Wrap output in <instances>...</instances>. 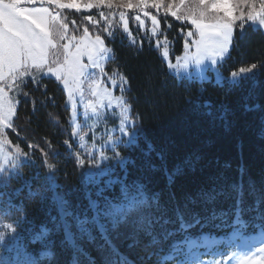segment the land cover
<instances>
[{
	"label": "snow or ice",
	"instance_id": "obj_1",
	"mask_svg": "<svg viewBox=\"0 0 264 264\" xmlns=\"http://www.w3.org/2000/svg\"><path fill=\"white\" fill-rule=\"evenodd\" d=\"M92 9L99 10V19L89 15L83 17V20L98 31L101 30L103 21L102 31L106 33V37L93 34L87 26L82 27L79 36L70 35L64 10L79 13L90 12ZM149 9H154L157 14L163 9L165 17L171 16L175 21L193 26L195 31L186 32V55L178 58L175 64L169 61L168 67L187 71L190 65H194L201 82L209 79L205 73L215 71L218 63L229 52L237 30L242 37L246 26L256 25L264 29V0H191V3H187V0H169L167 3L165 0H0V181L7 183L19 176V168L23 166L22 158L29 159V154L18 145L13 146L8 137L9 130L15 131L13 118L17 115L19 103L9 93L28 98L30 94L25 90L28 83L40 87L43 80L54 78L63 85L67 92V103L72 109V119L69 121L71 136L78 137V147L89 157L95 145L93 141V148L86 147L87 132L82 134V125L77 123L75 99L76 95L83 97V85L86 81H91L89 88L96 100H89L84 104L85 112L90 111L92 117L99 119L102 115L99 110L105 108V102L108 107L119 108V132L123 136L129 135L126 125L135 121L129 116L130 105L123 95V85L127 84V79L120 77L121 95L113 96L109 88L102 86L104 81L89 70L98 69L103 76H108L104 62L111 59L108 53L112 50L106 46V39H114L113 29L121 25L123 33L132 36L129 12L134 14L131 18L138 22L141 29L145 27L142 17H146L151 21L152 35L160 33L161 21ZM117 14L119 23L115 21ZM70 23L75 30L82 26L75 20ZM167 26L171 27L170 24ZM167 43L165 38V59L169 55ZM193 47L195 52L189 53V49ZM85 57L87 63L84 62ZM258 67L264 65L253 63L241 67L238 71L231 72L227 79L217 72L216 86H226L230 91L240 88L246 81L255 78ZM182 79L192 80L194 77L189 73ZM109 80L113 87L117 85L115 78L109 77ZM43 86L46 88V85ZM203 107L207 110V115L213 114L210 104ZM219 118L226 121V111ZM118 140L119 138L108 136L106 143L114 150L118 146ZM64 143L71 148L67 140ZM119 143L125 147L133 145L136 143L135 135L127 141L119 140ZM28 148L35 149L37 145L29 144ZM40 151L48 172L54 173V165L47 163L49 152L43 149ZM74 155L78 166L83 168L85 158L79 152ZM114 157L120 159L122 168L129 162L115 151ZM99 159L107 160L109 157L101 151ZM92 160L95 167L99 168L94 157ZM180 171L178 168L177 172ZM102 175L105 173L85 174V184L97 189V198L93 199L89 191L86 195L88 205L83 210L79 205L73 204L70 193L62 189L54 175L47 176L41 185L44 199L55 212L50 217L52 228H43L41 236L46 238L51 232L62 234V243L72 252V264H79V256L87 255L83 242L95 243L96 233L119 258L113 260L112 264H131L111 243L109 233L121 232L126 233L132 242L129 247L140 242L152 245L166 243L167 250L161 249L164 255L158 264H171L173 260H178V264H264V247L260 246L264 244V191L257 189L255 185L250 184L247 192V196L253 199L252 204L247 203L241 180L239 184L228 186L227 190L224 186L218 188L215 185L207 190L201 188L196 192V198L191 194L186 196L183 207L175 202L173 195L171 200L174 207L169 209L160 202V194L149 193L143 183L107 180L101 185L95 177ZM169 182H172L171 176ZM114 183L120 185L119 196L112 198L104 195L106 191L113 190ZM221 196L231 198L234 203L228 209L218 211L215 204ZM198 200L205 205L204 216L189 209V204L195 205ZM208 205H212L211 209ZM17 223H8L3 227L15 233L14 225ZM209 225L217 230H230L233 240L228 246L218 244L214 233L203 231ZM197 228L199 231L194 233L193 229Z\"/></svg>",
	"mask_w": 264,
	"mask_h": 264
},
{
	"label": "trees",
	"instance_id": "obj_2",
	"mask_svg": "<svg viewBox=\"0 0 264 264\" xmlns=\"http://www.w3.org/2000/svg\"><path fill=\"white\" fill-rule=\"evenodd\" d=\"M66 14L75 35L81 34L83 26L93 34L104 35L103 26L98 31L83 20L97 13ZM72 20L82 25L79 30L73 28ZM168 21L172 26L168 37L174 42V54H180L184 38L179 28L186 27ZM106 42L113 50L106 70L127 79L125 98L141 130L137 144L123 149L129 162L125 171L121 170L119 181L143 183L149 193H159L160 202L172 209L173 195L175 202L183 207L186 196L191 194L196 198L201 188L207 190L215 185L227 190L228 186L242 180L247 203L252 204V197L247 196L249 185L264 191V67H258L254 79L230 91L226 86H216L213 81L179 80L168 71L152 44L144 42L141 47L132 46L120 31ZM253 63L264 65V32L246 27L242 37L239 30L236 31L230 55L220 68L229 76ZM25 90L30 95L20 97L13 121L15 131H9V139L27 152L31 161L23 164L19 168L20 175L0 189V228L18 222L14 225L15 235L28 254L21 264H72V252L62 243V234L51 232L46 238L41 236L43 228H52L50 217L55 215L43 197L41 185L47 176L54 175L81 210L87 208V193L90 191L96 199L97 189L86 186L84 169L76 162L70 112L60 84L54 79H45L40 87L28 83ZM205 104L211 105V116L206 114ZM225 111L226 121L219 118ZM66 140L72 149L64 143ZM29 144L37 148L30 149ZM41 149L49 152L47 163L54 165V173L48 172ZM119 189L120 185L114 183L113 190L104 195L116 198ZM233 203L231 198L221 196L215 207L219 211ZM203 207L199 200L195 205L189 204V209L201 216L205 215ZM207 207L211 209L212 205ZM198 231L199 228L193 229L194 233ZM203 231L214 233L218 244L233 240L227 229L217 230L209 225ZM95 235V243L83 242L87 255L79 256V264H112L113 260H118L99 234ZM109 235L111 243L131 264H158L164 255L161 249L166 251L168 247L166 243L146 242L129 247L132 242L126 233ZM2 249L0 245V264H17L12 259H3ZM171 264H178V260Z\"/></svg>",
	"mask_w": 264,
	"mask_h": 264
},
{
	"label": "rangeland",
	"instance_id": "obj_3",
	"mask_svg": "<svg viewBox=\"0 0 264 264\" xmlns=\"http://www.w3.org/2000/svg\"><path fill=\"white\" fill-rule=\"evenodd\" d=\"M165 2L167 3L169 1L165 0ZM177 2H178V0H177ZM187 3H191V0H187ZM103 11L108 12L107 9H103ZM149 11L152 14H157L154 9H149ZM66 12H75V11L74 10H64L63 15L68 19ZM98 12H99V10L92 9L90 12L81 11L79 13H84V14L97 13V14L92 15V16H94V18H96V19H99ZM133 15L134 14L131 12L128 13L129 29L132 32V36L129 37L127 34L123 33L122 25L119 28L113 29L114 35L116 34L117 31H120L121 34L123 35V37L132 46L141 47L144 42L152 44V47L158 51L159 55L161 56V58L165 62L166 66L168 68V71L174 77L178 78L179 80H187V79H182V77H184L190 73L193 75L194 79L187 80V81H197V82L202 83L197 77L198 69L194 65H190L189 68L187 69V71H184L182 69H173V68L168 67L169 61L171 63L175 64L176 60L178 58L186 55L184 46H183V51L180 54H176V55L174 54V42L168 37L170 29L172 27L171 26L169 28L167 26L168 24L171 25V23L168 21V19L170 21L176 22V23L181 24V25L186 27V28H184V27L179 28L180 34L184 38V41H185V39H187L186 32L188 30L195 31L193 26L175 21L171 16L165 17L163 14V9H161V12L159 14H157L158 19H160V21H161L160 33H158L157 36H153L151 33V27H152L151 21L148 20L146 17H142V19L145 20V27L143 29H141L138 25V22H136L134 19L131 18ZM115 21H116V23H119L118 14L115 17ZM164 22H165V26H164ZM103 25H104V22L101 21V27ZM251 28H253L255 30H262L264 32V29L258 28L256 25H252ZM69 34L70 35L74 34L72 31V27L70 25H69ZM102 37H106V33H104V35H102ZM165 38L167 39V42H168L167 43V50H168L169 55H168L167 59H165V57L163 55L164 48H165V44H164ZM233 39H234V37H233ZM106 46L112 50V48L110 46H108L107 42H106ZM232 47H233V44L230 46L229 52L225 55L224 59L218 63V65L215 68V71H208L205 73V75H207L209 77V79L204 81V82H208V81L215 82V76H216L217 72L220 75H222L224 78H226V79L229 78L230 75L225 76L223 74L220 66L229 57L230 52L232 50ZM192 52H195L194 47L189 49V53H192ZM108 56L111 57V59L113 58V50L108 53ZM111 59H108L104 62V69L106 72H107L106 66ZM84 62L87 63L86 57L84 58ZM207 63L208 62L206 61L205 64L207 65ZM89 71L95 72L96 76L104 81L102 86L109 88V90L112 91L113 96L121 95V92H120V87H121L120 77L121 76L116 75V74H109L108 72H107L108 76H103L99 72L98 69H90ZM257 71H258V69L256 70V72ZM249 75H251V74H249ZM109 77H113L117 80V85L115 87H113L111 85ZM49 79H54V78H49ZM90 83H91L90 80L86 81L84 83V85H83V97H81L80 95L75 96V99L77 102L76 112H77V123H81V125H82V134H83V132H87L86 147L93 148V141H94L95 146H94L93 151L91 153V157H89L87 154H85L83 152V150H81L78 147V143H79L78 137H76V138L72 137L73 145L76 148L75 153H78V152L81 153L82 158H85V160H86L85 166L83 167L84 179H86L85 174L88 172H94V173L95 172H103V173H105V175L97 176V177H95V179L99 180L100 182H105L107 180L117 181V180H120L121 170L125 171V168L121 167L120 159L118 157H114V151L118 152L120 154V157H124L128 160V155L123 152V149L127 148V147H125L124 144H120L119 140L127 141L130 139H133V135H135L136 143L128 146V148H131L137 144L138 138L141 135V130L139 128L138 122L133 118L131 110L129 112V116L132 120L135 121V123H129L128 125H126V131L129 132L128 136H123L119 132V124H120V117H119L120 109L119 108H117L115 106L108 107L107 103L105 102V105H106L105 108L99 110L102 113V115L100 116L99 119L92 117V114L90 111L85 112L84 104H86L89 100H92L93 102H95V100H96V98L91 95V90L89 88ZM60 86L64 90L63 85L60 84ZM123 87L126 91L127 84L123 85ZM125 91L123 93L124 98H125ZM64 92L66 95V104H67V107L69 108L70 120H71L72 119V109H71V106L67 103V92H66V90H64ZM9 95L15 96V98L18 101H20L21 95H16L15 93H9ZM125 101H126V98H125ZM18 105H19V103L17 104V107H18ZM14 119H15V117L13 118V121H14ZM108 136H112L113 139L119 138V140L117 141L118 146L115 147L114 150L110 144L106 143ZM8 137H9V132H8ZM12 145L16 146L14 144H12ZM72 148L73 147L71 145L70 149H72ZM11 150L12 149H9V151H11ZM101 151H103L104 154L109 157V159H107V160L99 159V153ZM92 157L95 158V163L99 165V168L95 167V165L93 164ZM30 161H31L30 155H29V159L25 160L22 158L23 164L29 163ZM4 184H5V182L0 181V189ZM0 229L2 230V232H0V237H3V239H0V245H2V248H3L1 251L2 252V258L5 260H7V259L11 260L12 259L17 264H21L22 262H24L25 259L28 258V254L25 252V246L19 242V239L15 235V233H12L10 231L5 230L4 227L0 228ZM231 241L232 240L228 239V240H224L223 243H224V245L227 244L225 246H228ZM217 242L219 243V241H217ZM260 246L264 247V244H261ZM233 264H235V262H233Z\"/></svg>",
	"mask_w": 264,
	"mask_h": 264
}]
</instances>
